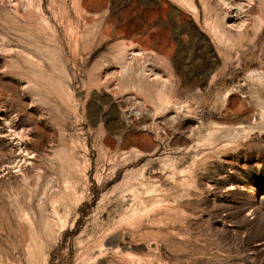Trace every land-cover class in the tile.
Returning a JSON list of instances; mask_svg holds the SVG:
<instances>
[{
    "label": "rangeland",
    "instance_id": "1",
    "mask_svg": "<svg viewBox=\"0 0 264 264\" xmlns=\"http://www.w3.org/2000/svg\"><path fill=\"white\" fill-rule=\"evenodd\" d=\"M29 2L0 0V264H264V0Z\"/></svg>",
    "mask_w": 264,
    "mask_h": 264
},
{
    "label": "bare ground",
    "instance_id": "2",
    "mask_svg": "<svg viewBox=\"0 0 264 264\" xmlns=\"http://www.w3.org/2000/svg\"><path fill=\"white\" fill-rule=\"evenodd\" d=\"M31 1V0H30ZM189 1H191V0H189ZM28 2H29V0H28ZM30 3V2H29ZM189 3V2H188ZM238 6V5H237ZM236 10V9H235ZM232 12V11H231ZM234 16V15H233ZM235 18V17H234ZM237 20V19H236ZM235 20V21H236ZM244 20V19H243ZM259 20H260V18H259ZM235 21H232V22H230L229 21V24H228V26L227 27H234V26H237L238 27V29H237V34L238 35H243L244 34V31H245V29H246V27H245V20L244 21H238L237 23L235 22ZM226 22L224 21V24H225ZM227 23H228V21H227ZM235 23V24H234ZM246 23H248V22H246ZM226 25V24H225ZM259 25V27L257 28V32L260 30V28H261V24H258ZM247 26V25H246ZM237 27H234V28H237ZM221 29V28H220ZM220 29H218V30H215V32H214V29H213V32L214 33H216L215 35H217L219 38H225V36L228 34V33H230L231 31H230V29H228V28H225L224 27V29H222V30H220ZM232 29V28H231ZM235 30V29H234ZM247 31V33H248V30H246ZM245 31V32H246ZM233 32V31H232ZM235 33V34H236ZM229 35V34H228ZM255 35H257V34H255ZM218 37H217V39H218ZM227 38H229V37H227ZM232 38V37H231ZM230 38V39H231ZM254 38V37H253ZM232 40V39H231ZM223 40H221V42H222ZM227 42V41H226ZM229 43V42H228ZM227 45V44H226ZM162 99V98H161ZM164 102V101H163ZM168 103V102H167ZM171 104V103H170Z\"/></svg>",
    "mask_w": 264,
    "mask_h": 264
}]
</instances>
